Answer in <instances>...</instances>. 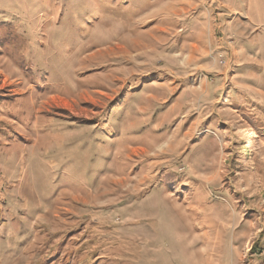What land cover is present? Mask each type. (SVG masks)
Returning a JSON list of instances; mask_svg holds the SVG:
<instances>
[{
	"label": "rangeland",
	"instance_id": "374dc122",
	"mask_svg": "<svg viewBox=\"0 0 264 264\" xmlns=\"http://www.w3.org/2000/svg\"><path fill=\"white\" fill-rule=\"evenodd\" d=\"M0 264H264V0H0Z\"/></svg>",
	"mask_w": 264,
	"mask_h": 264
},
{
	"label": "bare ground",
	"instance_id": "6f19581e",
	"mask_svg": "<svg viewBox=\"0 0 264 264\" xmlns=\"http://www.w3.org/2000/svg\"><path fill=\"white\" fill-rule=\"evenodd\" d=\"M103 43V42H102Z\"/></svg>",
	"mask_w": 264,
	"mask_h": 264
}]
</instances>
